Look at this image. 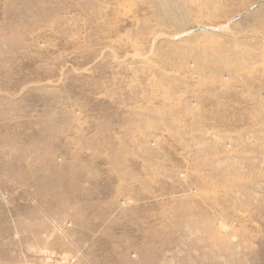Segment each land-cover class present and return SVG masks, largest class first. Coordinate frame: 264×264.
Returning <instances> with one entry per match:
<instances>
[{
	"label": "rangeland",
	"instance_id": "1",
	"mask_svg": "<svg viewBox=\"0 0 264 264\" xmlns=\"http://www.w3.org/2000/svg\"><path fill=\"white\" fill-rule=\"evenodd\" d=\"M0 264H264V0H0Z\"/></svg>",
	"mask_w": 264,
	"mask_h": 264
},
{
	"label": "crops",
	"instance_id": "2",
	"mask_svg": "<svg viewBox=\"0 0 264 264\" xmlns=\"http://www.w3.org/2000/svg\"><path fill=\"white\" fill-rule=\"evenodd\" d=\"M229 93H230V92H229ZM230 94H231V93H230ZM235 96H236V93H235ZM225 104H226V105H228V103H227V102H226ZM221 109H222V108H221ZM224 109H226V107H225Z\"/></svg>",
	"mask_w": 264,
	"mask_h": 264
}]
</instances>
